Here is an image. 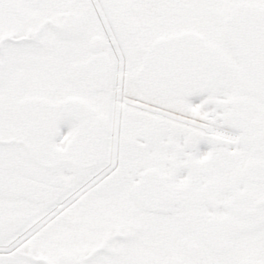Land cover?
Returning <instances> with one entry per match:
<instances>
[{
    "label": "snow or ice",
    "instance_id": "snow-or-ice-1",
    "mask_svg": "<svg viewBox=\"0 0 264 264\" xmlns=\"http://www.w3.org/2000/svg\"><path fill=\"white\" fill-rule=\"evenodd\" d=\"M0 264H264V0H0Z\"/></svg>",
    "mask_w": 264,
    "mask_h": 264
}]
</instances>
